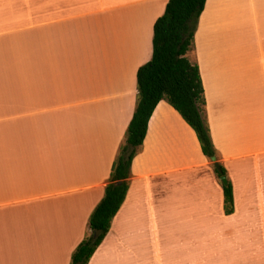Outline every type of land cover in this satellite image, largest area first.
<instances>
[{
	"label": "crops",
	"instance_id": "0c3cea01",
	"mask_svg": "<svg viewBox=\"0 0 264 264\" xmlns=\"http://www.w3.org/2000/svg\"><path fill=\"white\" fill-rule=\"evenodd\" d=\"M169 1L0 0V264H72L92 236ZM193 48L235 213H224L222 182L196 133L163 100L89 264H140L150 243L178 235L194 238L188 264L210 254L226 263L253 214L264 264V0H207Z\"/></svg>",
	"mask_w": 264,
	"mask_h": 264
},
{
	"label": "trees",
	"instance_id": "16d2710c",
	"mask_svg": "<svg viewBox=\"0 0 264 264\" xmlns=\"http://www.w3.org/2000/svg\"><path fill=\"white\" fill-rule=\"evenodd\" d=\"M207 0H170L165 14L154 28L153 58L138 72V103L127 131L126 142L112 167L105 197L91 215L92 236L85 238L72 257V264H89L108 235L123 206L129 188L132 163L146 139L149 122L166 100L196 133L203 155L211 161L217 150L205 119V90L199 66L187 57L193 50L195 33ZM221 165V164H220ZM218 178L228 176L226 168L214 167ZM121 182V184H118ZM224 213H235L234 188L221 183Z\"/></svg>",
	"mask_w": 264,
	"mask_h": 264
},
{
	"label": "rangeland",
	"instance_id": "374dc122",
	"mask_svg": "<svg viewBox=\"0 0 264 264\" xmlns=\"http://www.w3.org/2000/svg\"><path fill=\"white\" fill-rule=\"evenodd\" d=\"M241 2L243 3V0H241ZM240 7H242L241 13L246 11V8H244L243 5H241ZM190 57L192 59L193 56ZM253 217L254 219L253 221H251V228L248 229L249 231H245L246 236H240L236 238L239 243V255L237 256V258L228 260V262L226 263H223L224 261L221 258V264L261 263L260 251L262 246V237L259 234L260 221L257 215L253 214ZM167 227L169 226L167 225ZM190 239L191 241H193L192 239L194 238H192V236L190 235L185 238L182 235H178L172 237V241L169 246L163 244L161 246H158L155 243H150L149 246L151 247L148 253V261L145 260L144 254L141 253L140 264H188L187 262H189V260L186 262V259L190 256L188 252L191 251L190 247H192L191 243H193L190 241ZM209 259L210 261H208V264H212L214 262L215 264L219 263L217 256L214 257L212 254H210Z\"/></svg>",
	"mask_w": 264,
	"mask_h": 264
},
{
	"label": "water",
	"instance_id": "95a60500",
	"mask_svg": "<svg viewBox=\"0 0 264 264\" xmlns=\"http://www.w3.org/2000/svg\"><path fill=\"white\" fill-rule=\"evenodd\" d=\"M211 161H212V163L214 164L215 168H216L218 171H221V165H220V163L218 162L217 157H213V158H211ZM219 179H220V181H221L225 186H228V185H229V179H228V176H221ZM118 184H121V182H119Z\"/></svg>",
	"mask_w": 264,
	"mask_h": 264
}]
</instances>
